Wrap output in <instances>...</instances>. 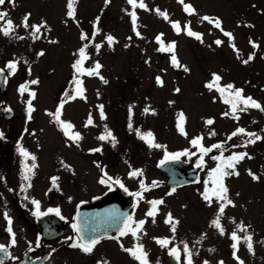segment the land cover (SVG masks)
I'll return each mask as SVG.
<instances>
[{"label":"flooded vegetation","instance_id":"flooded-vegetation-1","mask_svg":"<svg viewBox=\"0 0 264 264\" xmlns=\"http://www.w3.org/2000/svg\"><path fill=\"white\" fill-rule=\"evenodd\" d=\"M27 1L32 3L33 0ZM41 1L47 3L49 0ZM114 1L125 5V0H110L107 5L105 0H102L99 11L89 16L87 13L84 14V12H87V6H82L81 0H77L75 16L69 17L77 30L79 41L77 42L78 48L72 64L79 59L78 50L84 44L89 43V41L80 39L81 33L87 34L91 41L86 49V53L90 58L89 51L94 41L92 37L93 25L97 17L100 18L99 21L105 17L106 12L104 13V11H109L115 4ZM16 3V1L14 4L9 3L6 0V3L0 6V11L10 13V16L7 15L6 20L10 19L13 25L16 26L15 33L12 36H5L0 33V69H4L9 61L18 62L14 75L7 76L6 70L4 76L6 77V85L3 91L0 88L1 95L9 92L10 85L15 78L32 76L29 64L20 62L16 54H1L2 47L15 46L16 37H24V39L29 37L22 26L24 17L21 18L11 14V12L15 14L14 6H18ZM33 10L36 11V14L38 13L36 7ZM126 12L128 11H123V13ZM28 14L31 17V13L27 12L26 15ZM66 16L68 17V15ZM226 24L229 23L226 21ZM224 32L231 33L225 29L220 31L215 26L211 27L209 25L207 35L211 36V39L205 38V41H210L206 42L207 47L211 48L216 40H220L222 43L219 47L223 46L226 49L229 58L217 59V63L212 65L211 68L208 67L209 65L203 64L201 82H198V85L192 84L188 88L190 91L200 88L199 92L201 91V94L198 92L199 95L193 96L204 104L203 111L200 112L201 108L198 113L194 111L195 108L199 107L191 109L189 116L194 117L195 121H191L186 136V144L170 153L187 150L191 155L181 156L177 161H181L186 165L185 172L187 174L197 176L196 183L177 187L172 194L178 195L185 190H197L199 191V197L196 198V205L192 206L158 205L155 222H153L152 217L146 216V213L151 209L149 201L159 200L166 193L172 191L167 186L165 174L160 171L158 172L161 174V178H165V180L155 188L160 190L156 199L144 200V198L138 199L131 195L135 201V206H123L122 203L114 204V206H103L99 203V201H106L109 198L114 199L113 197L116 195L128 199L126 195L129 193L141 191L140 182L143 181V175L136 177L134 181L130 180L129 177L131 171L139 169L138 166L130 167L129 165L130 161L135 162L133 156L129 155L130 141L134 139L118 140L115 145H113L111 138L98 139L103 133H106V129L110 131V128L107 127L108 124L105 125V121L111 118L113 110L103 106L105 118L102 119L100 107L79 109L73 112L72 115L71 113L67 114L62 108L60 119L71 123L73 127L70 130V135L79 133L81 138L78 141L65 136L54 115H49V113L55 114L57 107L68 101L66 100L69 98L68 88H73V95L77 94L75 80L79 79L81 75L72 66L73 75H70L67 80L64 79L67 84L66 90L63 89L59 92V95L57 94L56 106L37 108L31 105L34 111L31 113L30 120L28 115L25 114L28 107L18 110L12 109L9 118L0 117V120H2L0 121V132L4 134V138L0 139V245L7 246V252L9 253L7 258L3 253H0V259L4 261V264H103L104 261H107V264H138L121 248V245L124 248H132L136 243H141L143 246L145 243H155V250L153 248L145 250L148 254L149 264L151 260L153 264H162V261H158L161 259H163L164 264H184V240L191 241V236H188L187 229H185L186 232L183 231L182 223L189 224L191 229L195 227L196 232H199V226L203 227L200 232L204 244L200 246L194 244L195 248H200L199 254L202 255H194L192 252V264H205V261H207V264H220L221 261H223V264H239L241 261L243 264H264V111L248 108L247 111L237 113L238 120L233 119L231 115L224 116L225 112L230 113V105L223 102L218 91L215 89L210 91L205 87L212 80V74H218L222 78L220 81L221 86L232 84L235 88L243 89V96L252 97L264 107V32H258L256 28L251 27H236L234 33H231L233 36L231 41L229 37L223 34ZM190 37L195 39V36ZM250 40L258 47L253 48ZM42 43L43 48L39 53L44 51L46 43L37 42V45ZM230 43L234 44L236 49L239 50V59ZM252 53H255L254 58L247 64L243 63V60H246L249 54ZM89 58L84 61V65H86ZM177 61L180 65L179 60ZM33 62L36 61L30 63ZM152 62L158 63L160 60H153ZM157 63L155 65H159ZM167 63V66L176 73L181 70V65L175 68L171 60H168ZM149 65L144 66L149 68ZM144 71L146 72L145 68ZM150 77V81L157 78L151 75ZM184 77L182 75L180 78ZM57 80L59 81V79ZM176 80L175 78L171 79L172 82H177ZM152 88L157 89L158 84L153 85ZM180 88L182 89L181 85ZM31 93H35L34 98L43 94L34 87H27V91L23 94L18 90L19 95H28L32 99ZM183 93L185 94L184 91ZM189 93L192 94V92ZM46 96L51 97V92H47ZM186 98L184 95V100ZM4 109H8V107ZM134 110L131 108V114L138 113H134ZM192 111L194 112L192 113ZM124 112L129 114V109L124 108ZM138 114L141 115V113ZM90 117L92 124L86 126ZM208 119H212L214 123L207 125L205 121ZM175 121L176 128L178 123L184 124V117L181 120V114L178 113ZM237 128L245 129L246 133H255L261 136L262 139L243 147L241 145L249 139L246 135H237L230 140L228 139ZM212 133H215V135H212ZM197 137L201 138V145L206 148L214 144L223 145L222 149H213L205 155L203 158L204 164L200 168L197 167V163L201 152L198 147L193 146L191 143ZM18 144L29 153L28 157L20 154ZM97 148L101 151H92ZM240 152H247L248 156L252 158L245 157L236 165L235 170L239 175L227 176L224 179L228 192L234 193L232 202L235 206L225 208L221 218V225L225 234L221 235L215 227L210 226L211 221L217 214L219 205L216 203V206H207V202L202 198V193L205 191L206 181L209 182L208 188L211 189L212 184L209 173L219 163L218 160H214L212 157L221 156L222 153L223 157L226 158L233 153ZM33 156L35 161L31 159ZM164 157L156 158L158 166ZM33 162L36 167L32 169L30 180L26 181L22 177ZM228 171H231V169ZM249 172L257 176L258 179L253 180ZM105 174L112 177L113 181L119 179L124 188L114 182L99 183L100 179L105 177ZM53 177L58 178L55 186L52 181ZM232 184L233 186H231ZM125 188L128 191H125ZM33 199L40 202V211L47 212L50 208L59 209L60 214L57 215L52 212L39 218L33 216L32 212L35 210L31 204ZM5 212L8 213L12 221L11 228L16 241L14 246L11 244L12 236L7 230L8 223L4 218ZM169 213L175 221H178L174 233L171 230V225L165 223ZM126 216H131L133 221L145 220L143 231L138 233V241L134 240L130 233L124 236L120 235L119 230L123 227L122 221ZM73 224L79 225L82 229L79 235H83L86 239H99V243L96 244L91 254H85L79 248L70 246L74 241L79 240V235L73 230ZM238 224H243L247 228V233L237 230L236 226ZM105 225L114 227L104 229ZM233 231H236L240 237L235 252L238 260L234 258V250L231 247L233 243L231 233ZM245 235L252 237L251 251H249L247 242L244 240ZM172 237L175 239L171 240ZM154 238H168L171 240L168 250L167 248L159 249L160 245L156 243ZM210 242L217 244L219 250H217L216 256L210 255L208 250ZM242 242H246L244 249L241 245ZM171 247L178 249L179 260L169 255ZM164 250L165 254L161 252ZM55 260H57V263L54 262Z\"/></svg>","mask_w":264,"mask_h":264},{"label":"rangeland","instance_id":"rangeland-1","mask_svg":"<svg viewBox=\"0 0 264 264\" xmlns=\"http://www.w3.org/2000/svg\"><path fill=\"white\" fill-rule=\"evenodd\" d=\"M15 1L18 6H14L15 14L11 12L12 15L23 18L27 12H30L29 24L39 25L43 22L46 24V28L41 29L40 39L34 40L30 35L31 29L29 28L25 29V33L29 37L16 38L15 46L2 47V55L16 54L20 62L29 64L32 76L15 78L10 85L9 92L0 94V112L4 111L5 107L11 110L27 108L29 101L37 108L56 106L57 94L59 95V92L67 85L64 79L67 80L70 75H73L71 66L74 64L72 62L78 48L77 42H79L77 30L71 19L66 16L68 2L67 0H49L47 3L41 0H33L32 3L27 0ZM101 2L102 0H81V5L87 6V12L83 11L84 14L87 13L90 16L97 13ZM183 2L191 5L195 13L186 14L183 4L178 0H144L148 10L135 9L138 17L136 31L140 33L138 37L133 31L129 15L133 11L132 7L127 3V0H125V5L114 1L115 4L112 8L109 11H104V13L106 12L105 17L97 23L99 34L94 38L88 62L86 65L83 64L85 69H91L96 62H99L102 65L100 76L107 80V83H103L95 75H81L79 80L82 81L84 89L83 98L78 94H72L66 99L68 101L63 103L64 111L71 115L79 109L88 107L105 106L113 110L111 118L105 121V125L108 124L107 127L110 128L115 141L134 139L130 141L129 155L133 156L135 162L130 161L129 165L130 167L138 166L139 170L143 172V182L148 187V190L142 193L144 200L156 199L160 190L155 188L165 180L158 172L156 158L165 156L166 152L170 154L174 149L185 145L191 121H195L194 117L189 116L191 109L199 107L194 111L198 113L200 108V112L203 111L204 104L193 96L199 95L200 88L191 91L188 88L192 84L198 85V82H201L203 64L209 65L208 67L211 68L217 63V59L229 58L223 46L219 47L214 43L211 48L207 47L206 42L210 41H205V38L211 39V36L207 35L209 25L211 27L214 25L203 21L201 17L218 18L221 21V27L231 33H234L236 27L246 28L249 25L251 28H256L258 32H264V0H183ZM34 7L38 10L37 14L33 10ZM157 9L166 12L168 19L158 15ZM125 10L128 12L123 13ZM7 14L10 16V13ZM226 21L229 24H226ZM173 22H179L181 28L179 34L173 29ZM185 25H189L192 32L201 34V39H194L187 35L184 29ZM218 30L221 31V29ZM203 34L204 36H202ZM108 35L113 36L116 41L111 47L108 46L105 39ZM157 35H161L164 46L172 42L175 43L174 53L158 51L161 44L156 41ZM50 41H55V43ZM7 42L9 43V41ZM37 42L46 43L43 56L38 55L43 48V43L37 45ZM96 44L101 45L99 51L95 47ZM86 54L88 56V53ZM173 54L181 65V70L178 73L167 66V61L171 60ZM153 60H160V62H152ZM31 61L36 62L31 64ZM156 63L159 65H155ZM148 64H150L149 68L144 66ZM185 67L189 71H184ZM24 74L26 73L24 72ZM150 75L160 77L163 81L162 86L158 85L157 89L152 88L157 82L156 79L150 81ZM182 75L185 77L181 79ZM173 78L177 79V82H172ZM31 80H37L38 83L33 85L30 83ZM21 85L34 87L43 94L32 99L28 95H19L18 90ZM177 88L180 89L179 92L175 91ZM47 92H51V97L46 96ZM184 95L187 97L186 100H184ZM130 106L135 109L134 113H141V115L131 114V128H129V114L124 112V108L129 109ZM145 108H148L149 111L145 112ZM178 113L184 117V124L181 126L186 135H182L178 127L175 128V118ZM137 130L141 134L151 132L155 143L163 147L150 148L144 140L138 137ZM153 182H156L155 186H153ZM187 185L190 184H178L175 188ZM133 187L135 188V185ZM198 189L200 190V188ZM198 193L197 190H185L178 195L166 193L159 200L164 201L161 206H192L196 205ZM228 196L233 201L234 193L228 192ZM216 203L213 200L211 206H216ZM206 205L209 206L208 203ZM202 228L199 226V232H196L195 227L191 229L189 224L182 223L183 231L187 229L188 236H191V241L186 239L184 241L194 255H202L199 254L200 248L194 247V244L196 246L204 244L200 232ZM174 239L171 238V240ZM154 245L155 243H145L144 250H151V248L155 250ZM241 245L244 249L246 242H242ZM158 248L164 249L160 246ZM165 250L161 252L165 254ZM208 250L210 255L216 256L219 249L215 242H210ZM158 261H162L164 264L163 259ZM54 262L57 263V260ZM150 264H153L152 260Z\"/></svg>","mask_w":264,"mask_h":264},{"label":"snow or ice","instance_id":"snow-or-ice-1","mask_svg":"<svg viewBox=\"0 0 264 264\" xmlns=\"http://www.w3.org/2000/svg\"><path fill=\"white\" fill-rule=\"evenodd\" d=\"M8 2L14 4L15 0H8ZM76 2H77V0H68V4H67V8H68L67 15H68V17H74L75 16V4H76ZM109 2H110V0H105L106 5ZM178 2L183 4L184 10L189 15L195 13V10L192 8L191 5L184 4L183 0H178ZM5 3H6V0H0V6H3ZM127 3L133 9V11L129 13L131 20H132L133 31L139 37L140 33L138 31H136L138 17L136 15L135 9L141 8V9L148 10L147 6L145 5L144 0H127ZM156 12L158 15L162 16L164 19H166V20L168 19L166 12H161L158 9L156 10ZM7 15L8 14L6 12L0 11V22H3V23H0V33H2L5 36H12L15 33L16 26L13 25V22L10 19L6 20ZM29 18H30V14L25 15V17L23 18V21H22V26L25 29H29V28L31 29L30 35L32 36V38L34 40L40 39L41 29L46 28V24L41 22L39 25H30L28 22ZM99 19L100 18L97 17L96 22L93 25V33H92L93 38H95V36L99 34V30L96 28V23L99 22ZM201 19L203 21H207L210 24H213L216 28L221 29V31H223V29L221 27V21L218 18H211L208 16H203V17H201ZM172 27L179 34V32L181 31L179 22H173ZM249 27H251V26L249 25ZM184 28L186 30L187 35L195 36V38L198 40L201 39V34L192 32L189 25H185ZM223 34L225 36L229 37L230 41L233 39V36L231 33L224 32ZM161 35H157V37H156L157 43L161 44V47L158 49V51H168V52L174 53L175 43L172 42V43H169L166 46H164L162 41H161ZM16 38L17 39H24V37H16ZM80 39L82 41H89V43L84 44V46H82L78 50L79 59L76 60V62L73 64L72 67L80 75L87 74L89 76H93V75L98 76L101 79V81L106 84L107 80H104V78L102 76H100V69L102 68V65L99 62H96L94 67L91 69H85L83 67L84 61L89 58L86 54V49L89 47V44L91 43V41L89 40L88 35L85 33H81ZM105 39H106L109 47H111L114 43H116L114 37L111 35L106 36ZM129 39H131V38H129ZM50 42L55 43V41H50ZM215 43L219 46L222 42L220 40H216ZM250 43L252 44L253 48L258 47V45H256L251 40H250ZM230 46L233 47L234 51H236L237 58L239 59L240 58L239 50L236 49L234 44L230 43ZM95 47H96L97 51H99V49L101 48V45L96 44ZM126 47H127V45H126ZM38 55L43 56L44 52L41 51L40 53H38ZM254 55H255V53L249 54L248 58L246 60H243V63H245V64L249 63L254 58ZM171 62H172L174 67L180 66L178 64L177 58L174 54L171 57ZM17 63H18L17 61H9L6 64L4 69H0V76H5L6 70H7V76L14 75L16 70H17ZM184 71L187 72L189 70L185 67ZM221 79H222L221 76L213 73L212 74V80L209 83H207L205 85V87H207L210 91L213 89L218 91L221 95L223 102L225 104L230 105V109H231L230 113L225 112L223 114L224 116L231 115V117L233 119L238 120L239 116L237 113L247 111L248 108H256V109H260L261 111H264V107H262L252 97L243 96V89L235 88L234 85H232V84H228L226 86H221L220 85ZM5 82H6V77H5ZM156 82L158 85H161V86L163 84V81L161 80L160 77L156 78ZM30 83L35 85L38 83V81L37 80H31ZM75 83L77 85V94L81 98H83L84 89L82 87V81H80L79 79H76ZM25 91H27L26 85H21L19 88V92L21 94H23ZM175 91L179 92L180 89L177 88ZM30 95L33 98L35 97V93H31ZM73 98H75V97H73ZM99 107L101 109V118L104 119L105 117H104V113H103V106H99ZM131 107L132 106L129 107V128L132 127V125H131ZM62 108H63V104H61L60 106L57 107L55 114L49 113V115L50 116L54 115L56 122L61 126V130L64 132L65 136H69V138L74 139L75 141H78L81 138L80 134L79 133H72L70 135V130L72 129L73 126L71 125V123L64 122L60 119ZM3 110L8 111V112L11 111L10 108L3 109ZM33 111H34V109L31 107V102L29 101V106L27 108L29 120L31 119V113ZM148 111H149V109L145 108V112H148ZM181 120H183L182 114H181ZM205 123L207 125H211L214 123V121L212 119H208L205 121ZM90 124H92L91 117L87 121L86 126L90 125ZM178 129L180 130L182 135H186V133H184L183 127L181 126L180 123H178ZM137 135L140 139L144 140L145 143L150 148H161V147H163L162 145L155 143V138L151 132L141 134L137 130ZM212 135H215V133H212ZM237 135H246L247 137H249V139L243 145H241L243 147H246L248 144H253L257 140L262 139L261 136L255 134V133H246L245 129H243V128H237L236 131H234L228 137V139L230 140V139H232V137H235ZM3 138H4V134L2 132H0V139H3ZM106 138H111L113 145H115V143H116L115 137H113L111 132L107 131V129H106V135H101L100 137H98V139L105 140ZM191 143L193 146L198 147L199 151L201 152L200 159L197 163L198 168L203 166V164H204L203 158L205 155H207L213 149H222L223 148V145H221V144H214L211 147H207V148L203 147L201 145V138L200 137L194 138L191 141ZM18 151L20 152L21 155H23L25 157L29 156V153H27L19 144H18ZM92 151L99 152V151H101V149L97 148V149H94ZM188 155H191V154L187 150H185L183 152H179V153H173V154H168L166 152L165 157L163 160H161L160 164L162 165L166 161H169V160H173V161L178 160L181 156H188ZM245 157H247L249 159L252 158V157L248 156L247 152L233 153L232 155H230L226 158L223 157L222 153H221V156L212 157V159L218 160L219 163L217 164V167L212 169L211 172L209 173V177H210L212 187H211V189H209L208 188L209 182L208 181L205 182V191H204V193H202V198L208 203L209 206L212 205L213 200H215L218 203L219 206H218L217 214H216L215 218L211 221L210 226L215 227L221 235L225 234L224 228L221 225V218L224 214L225 208L227 206H230V205L233 207L235 206L233 204V202L231 201V199H229L228 188L224 183V179L227 176L239 175V173L236 172L235 167ZM31 159L33 161H35L34 156L31 157ZM35 167H36V164L33 162L31 167L26 169V173L23 175L22 178L26 181L30 180V178H31L30 174L32 173V169ZM229 169H231V171H228ZM142 175H143V172H142V170H139V169L133 170L129 173L130 178H135V177L142 176ZM249 175L252 176L253 180L258 179V177L255 176L254 174H252L251 172H249ZM57 179L58 178H56V177L52 178L54 186H55V182ZM108 182H114L116 184H119L120 187L124 188V185L121 183V181L119 179H116L113 181V178L110 176H107L106 174H105V177H102L99 181V183H101V184H105ZM155 183L156 182H153V186H155ZM28 186L30 187L31 185L29 184ZM140 189H141V191H138L135 193H129V194L134 195L138 199H143L142 193L144 191H147L148 187L144 184V182L142 180L140 182ZM124 190L128 191L126 188ZM172 192H175V188H173L172 191L168 193V195H171ZM149 203L151 204V209L146 213V216L152 217L153 222H155V216H156L157 211H158V205L163 204L164 201L163 200H153V201H149ZM31 204L34 206V209H35L32 212V214H33V216H36L37 218L44 216V215H47L48 213H52V212H55L57 215L60 214L59 209H51L50 208V209H48L47 212L40 211V202L37 200H34V199L31 200ZM4 218L8 223V229L7 230L10 233V235L12 236L11 244L14 246L15 242H16L15 241V234L12 232V228H11L12 221H11V218L7 212L4 213ZM61 218H63V217H61ZM122 223H123V227L120 228V230H119L120 235L124 236V235H128L130 233L132 235L133 239L138 241L139 240L138 233L143 231V226L145 224V220L133 221L131 216H126L124 218V220L122 221ZM165 223L171 225V230L174 233L175 228H176V224L178 223V221L174 220L171 213L168 214V216L165 220ZM233 223H235V221H233ZM133 225H134V227H133ZM236 227H237V230H239L240 232L247 233V228L245 226H243V224H238ZM73 230L78 235L82 232V229L77 224H73ZM69 239H71V238H69ZM154 239L156 240V243L159 244L162 248H168L169 244L171 243V240H169L168 238H163V239L154 238ZM231 239L233 241V243L231 245L232 249L234 250L233 256H234V258H236L238 260V257H236L235 252L237 250L240 237L237 235L236 231H233L231 233ZM244 240L247 242V246H248L249 251H251V249H252V244H251L252 237L250 235H245ZM98 243H99L98 238L86 239L83 235H79V240L74 241L70 246L73 248H79L85 254H91L93 252L94 247ZM121 248L123 251L127 252L133 259H135L138 262V264H148V260H147L148 254L144 250L143 244L136 243L133 245L132 248H124L123 245H121ZM183 252H184V256H185L184 264H192L191 256L193 253L189 249L187 243H184V245H183ZM0 253H3L4 256L7 258L9 256V253L7 252V246L0 245ZM169 255L176 258L177 260H179V251L176 247H171L169 249ZM0 264H4V261L2 259H0ZM103 264H107V261H104ZM205 264H207V261H205ZM220 264H223V261H221ZM239 264H243V262L241 261V262H239Z\"/></svg>","mask_w":264,"mask_h":264},{"label":"water","instance_id":"water-1","mask_svg":"<svg viewBox=\"0 0 264 264\" xmlns=\"http://www.w3.org/2000/svg\"><path fill=\"white\" fill-rule=\"evenodd\" d=\"M43 1H47V0H43ZM187 13V12H186ZM177 68V67H175ZM6 85L5 82V77L4 76H0V88L1 91L4 90ZM11 112L8 111H1L0 112V117H5V118H9L11 116ZM26 116L28 115V113H25ZM185 166L183 162L181 161H177V160H169L166 161L164 164H160L158 166V169L163 172L166 175V179H167V185L169 188L173 189L176 186L182 185L184 183L186 184H190V183H196L197 181V176H192L189 173L187 174L185 171ZM135 178H130V180H135ZM127 197H122L121 195H116L115 197H113L114 199H108V200H102L99 201V203L103 204V206H114V204L117 203H122L123 206H135V201L134 199L131 197L130 194L126 195ZM102 227V226H101ZM109 227L113 228L114 226L112 225H105L104 229H107Z\"/></svg>","mask_w":264,"mask_h":264},{"label":"trees","instance_id":"trees-1","mask_svg":"<svg viewBox=\"0 0 264 264\" xmlns=\"http://www.w3.org/2000/svg\"><path fill=\"white\" fill-rule=\"evenodd\" d=\"M69 89V92H68V95L70 96V95H72V92H73V88L71 89V88H68ZM67 89V90H68Z\"/></svg>","mask_w":264,"mask_h":264}]
</instances>
